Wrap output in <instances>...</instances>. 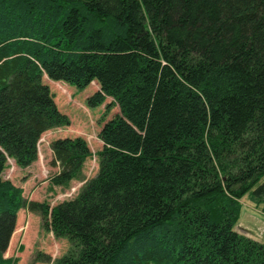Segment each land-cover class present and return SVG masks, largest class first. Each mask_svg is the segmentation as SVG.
Listing matches in <instances>:
<instances>
[{
    "label": "trees",
    "instance_id": "1",
    "mask_svg": "<svg viewBox=\"0 0 264 264\" xmlns=\"http://www.w3.org/2000/svg\"><path fill=\"white\" fill-rule=\"evenodd\" d=\"M43 76L95 81L86 104L118 108L97 173L54 207L2 175L70 124ZM50 145L52 183L79 177L86 140ZM263 177L264 0H0V264L17 263L23 207L67 239L52 264H264V241L233 229L246 193L264 205Z\"/></svg>",
    "mask_w": 264,
    "mask_h": 264
},
{
    "label": "rangeland",
    "instance_id": "2",
    "mask_svg": "<svg viewBox=\"0 0 264 264\" xmlns=\"http://www.w3.org/2000/svg\"><path fill=\"white\" fill-rule=\"evenodd\" d=\"M42 81L49 87L58 110L70 119V124L45 130L40 135L36 160L30 165L22 168L17 166L12 158H7L2 175L22 187L26 200L44 202L49 207H54L63 200L75 197L84 182L97 173L98 162L95 153L102 147L97 134L102 124L118 113V108L111 106L105 110L104 106L111 101L110 97L100 105L90 107L86 104L87 96L99 89L95 81L83 89L63 81L52 80L47 76H43ZM76 136L86 140L91 155L84 160L79 177L72 178L65 185L53 184L51 178L59 168L51 165L53 153L50 143L58 138ZM239 203L241 210L233 227L234 231L255 242H263V202L246 193ZM11 237L5 256L16 257V264H52V261L65 253L69 247L67 239L56 238L52 232L42 228V216L26 207L17 212ZM41 257H47L49 261H37Z\"/></svg>",
    "mask_w": 264,
    "mask_h": 264
},
{
    "label": "bare ground",
    "instance_id": "3",
    "mask_svg": "<svg viewBox=\"0 0 264 264\" xmlns=\"http://www.w3.org/2000/svg\"><path fill=\"white\" fill-rule=\"evenodd\" d=\"M27 228L29 229V225L27 226ZM19 230H20V229H19ZM19 230H18V231H19ZM11 238H12V237H11ZM10 242H11V239H10ZM9 247H10V243H9ZM9 247H8V248H9Z\"/></svg>",
    "mask_w": 264,
    "mask_h": 264
}]
</instances>
